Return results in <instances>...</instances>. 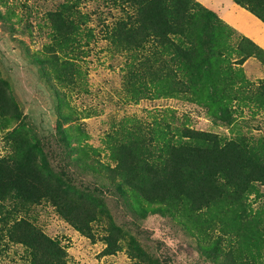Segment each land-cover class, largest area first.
Listing matches in <instances>:
<instances>
[{
  "label": "trees",
  "instance_id": "1",
  "mask_svg": "<svg viewBox=\"0 0 264 264\" xmlns=\"http://www.w3.org/2000/svg\"><path fill=\"white\" fill-rule=\"evenodd\" d=\"M0 1V8L7 5ZM113 1L133 18L120 20L110 41L111 50L126 58L121 67L126 100L193 103L206 117L227 123L231 136L196 129L187 115L165 107L155 111L152 122L135 117L112 122L101 146L89 143L90 134L79 122L87 113L72 106L66 88L82 75L73 51L94 32L87 26L89 15L69 0L46 12L48 42L31 52L26 48L41 74L55 81V132L40 136L21 118L11 85L0 76V129L11 143L10 153L0 156V200L9 195L32 204L46 199L63 219L92 237L91 223L108 213L105 195L116 194L136 216H169L204 249L217 246L215 232L227 234L225 254L234 264L261 263V211L245 220L242 213L247 207L251 211L248 198L258 192L256 183L264 186V129L245 134L235 114L249 103L253 114L264 112V80L253 84L241 66L254 57L264 68V48L197 0ZM233 1L264 22V0ZM11 16L17 17L11 8L0 9L9 29ZM107 221L104 253L126 245L135 264H142L148 255L136 239L110 217ZM19 229L10 237L30 249L31 264H66L64 250L36 226L23 223Z\"/></svg>",
  "mask_w": 264,
  "mask_h": 264
},
{
  "label": "rangeland",
  "instance_id": "2",
  "mask_svg": "<svg viewBox=\"0 0 264 264\" xmlns=\"http://www.w3.org/2000/svg\"><path fill=\"white\" fill-rule=\"evenodd\" d=\"M3 1L7 5H3L1 11L11 8L17 17L11 16L10 20L14 22L12 29L8 28L10 23L0 19V76L9 81L12 94L21 110V118L28 121L40 136L50 135L52 131L55 132L57 118V99L52 87L55 81L50 82L41 74L38 64L31 60L26 48L31 52L48 42L49 29L45 14L69 0ZM71 1L89 15L87 26L94 32L93 39L81 42V47L73 51V58L82 75L80 80L66 88L71 92L72 106L81 115L87 113V117L79 122L90 134L89 143L101 146V140L112 122L118 123L126 117H135L143 123L152 122L155 111L165 107L174 108L177 115H187L190 124L196 129L231 136V127L227 123L206 117L204 110L193 103L175 98L150 97L127 101L121 88V67L126 58L111 50L110 41L115 38L111 34L115 32L120 20H133L130 17L132 12L123 10L119 2L113 0ZM241 66L253 84L257 85L264 80V68L256 58L249 57ZM57 87L58 84L55 88ZM252 106L249 103L235 114L240 128L247 135H257L264 129L263 110L253 114L255 108ZM10 151L11 143L6 137V131L0 129V156L5 157ZM256 187L258 192L250 194L248 198L251 211L247 207L242 218L248 219L256 210L261 211L258 227L264 242V186L256 183ZM104 206L108 213L91 223V237L63 219L55 206L46 199L32 204L9 195L0 200V264L32 263L33 254L30 249L10 237L11 233H18L19 226L23 223L33 224L57 243L65 252L66 264L137 263V258L128 254L126 245L122 250L104 253L108 217L132 235L146 252L148 256L142 264H234L230 255L225 254L230 246V236L227 234H212L217 246L208 250L201 246L197 237L191 236L169 216L160 212L136 216L122 197L109 193L105 195ZM17 224L18 228H15ZM237 252H234V262L243 253L242 250ZM263 262L264 252L262 262L257 264Z\"/></svg>",
  "mask_w": 264,
  "mask_h": 264
},
{
  "label": "crops",
  "instance_id": "3",
  "mask_svg": "<svg viewBox=\"0 0 264 264\" xmlns=\"http://www.w3.org/2000/svg\"><path fill=\"white\" fill-rule=\"evenodd\" d=\"M205 7L215 11L217 15L233 27L238 33L245 35L264 48V22L241 7L233 0H197Z\"/></svg>",
  "mask_w": 264,
  "mask_h": 264
}]
</instances>
